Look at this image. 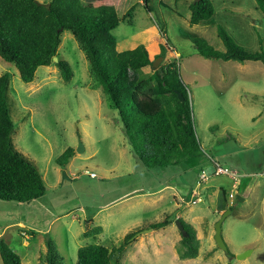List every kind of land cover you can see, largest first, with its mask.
Instances as JSON below:
<instances>
[{
    "label": "rangeland",
    "instance_id": "1",
    "mask_svg": "<svg viewBox=\"0 0 264 264\" xmlns=\"http://www.w3.org/2000/svg\"><path fill=\"white\" fill-rule=\"evenodd\" d=\"M141 1L130 0L134 6L131 22L124 9L125 19L112 31L117 50L146 44L153 55L158 54V44L150 36L163 34L176 53L199 150L174 165L144 167L117 110L68 30L61 35L58 54L71 66L69 81L52 64L38 67L34 80L24 82L15 65L0 57V75H10L7 95L13 144L38 166L46 187L43 196L28 203L0 200V239L20 256L22 264H39L47 235L55 241L64 263L74 264L79 247L91 243L118 246L129 231L139 230L125 247L120 264H226L227 257L214 240L215 223L223 213L216 210L219 188L227 192V207L231 206L222 222V237L233 255L231 264H264V65L205 58L191 42V38L203 37L224 51L217 33L221 25L245 49H264V15L255 0H212L213 16L191 25L189 4L194 0H149L150 12ZM163 62L161 58L156 68ZM150 72L142 69L139 75ZM79 144L82 152L76 150ZM67 147L74 148L73 156L57 164L55 160ZM216 163L227 174L234 173L236 180L214 174ZM202 169L206 181L199 178ZM58 177L62 178L60 185L56 184ZM169 182L179 183L187 194L174 197L164 187ZM238 195L244 200H238ZM69 209L67 217L48 228L56 214ZM166 215L170 216L168 225L143 231ZM178 218L196 231L199 249L195 258H179ZM82 219L93 221L90 228L101 226L102 233L81 235L86 225ZM65 221L71 222L70 227ZM246 250L249 255L238 259Z\"/></svg>",
    "mask_w": 264,
    "mask_h": 264
},
{
    "label": "trees",
    "instance_id": "2",
    "mask_svg": "<svg viewBox=\"0 0 264 264\" xmlns=\"http://www.w3.org/2000/svg\"><path fill=\"white\" fill-rule=\"evenodd\" d=\"M148 2L141 1L150 12ZM255 2L264 15V0ZM133 7L130 0H95L87 4L82 0H48L41 4L36 0H0V57L15 65L24 82L34 80L38 67L52 64L57 66L61 78L69 81L73 71L68 61L59 58L58 47L63 31H70L89 61L91 74L117 110L134 154L144 167L154 169L195 155L199 142L185 87L179 78L176 53L163 34L150 36L158 44V54L153 55L146 44L117 50L112 31L125 19L124 9L131 22ZM189 9L191 25L210 19L215 11L212 0H194ZM217 33L224 51L215 49L203 37L191 38L200 55L224 61H259L264 65V49H245L221 25L217 26ZM54 56L58 57L56 62ZM159 56L164 62L154 68L153 62ZM146 68L151 72L140 76L139 71ZM9 83V73L1 74L0 200L28 203L43 196L46 187L38 166L13 144ZM73 154L74 148L67 147L55 161L65 164ZM223 195L226 201L225 190ZM178 221L181 223L179 258H195L199 249L196 231L183 219ZM169 223L170 216L166 215L149 223L147 228L159 229ZM101 231L100 226H95L86 230L84 236L97 237ZM137 231L127 233L118 246L91 243L79 247L74 264H120L125 247ZM44 241L46 250L39 255V264H65L55 241L47 235ZM0 257L2 264H22L20 256L4 239H0Z\"/></svg>",
    "mask_w": 264,
    "mask_h": 264
},
{
    "label": "crops",
    "instance_id": "3",
    "mask_svg": "<svg viewBox=\"0 0 264 264\" xmlns=\"http://www.w3.org/2000/svg\"><path fill=\"white\" fill-rule=\"evenodd\" d=\"M62 183V178L61 177H58L57 178V181H56V184H61ZM171 183L169 182V184H167V185H165L164 187L166 188V189H171L172 190V195L174 196V197H182V196H184L185 194H187L186 192L185 193H183L182 191H181V189H180V187H179V183L178 184H175L174 182H172V184H174V185H170ZM234 187V186H233ZM164 188V189H165ZM191 188V187H190ZM161 193V192H160ZM215 197H216V200L218 201V205L216 206V210H217V212H223L224 210H226V209H228V207H227V203H226V201H225V198H224V195H223V191H222V189H217L216 191H215ZM180 198H178V199H180ZM60 200H62L63 202H64V200L63 199H60ZM65 203V202H64ZM221 205H220V204ZM112 204H114V203H112ZM112 204H110V205H108V207L107 208H109ZM82 208V207H81ZM82 210H83V208H82ZM71 209H69L66 213H58V214H56L52 219H51V221H50V223H49V227L48 228H50V226H51V224H54V222L55 221H57V220H59L61 217H67L68 216V214H70L71 213ZM84 212V211H83ZM74 219H72V221H73ZM79 222H80V220H78ZM81 221H83L86 225L84 226V227H82L81 228V230H80V232H81V235H83L84 236V232L86 231V230H88V229H91L90 227L92 226V224H93V221L92 220H86V219H82ZM17 224V222H13V223H11V225H16ZM63 224H65V225H68V227H70V224H71V222H63ZM9 226V225H8ZM101 227V226H100ZM101 229H102V227H101ZM29 231L31 230V229H28ZM103 230V229H102ZM129 230V229H128ZM29 231H25V233H28ZM31 232V231H30ZM80 232H79V234H80ZM130 232V231H129ZM101 233H102V231H101ZM100 233V234H101ZM99 234V235H100ZM32 236V235H31ZM85 237V236H84Z\"/></svg>",
    "mask_w": 264,
    "mask_h": 264
},
{
    "label": "water",
    "instance_id": "4",
    "mask_svg": "<svg viewBox=\"0 0 264 264\" xmlns=\"http://www.w3.org/2000/svg\"><path fill=\"white\" fill-rule=\"evenodd\" d=\"M36 2L38 3V4H41V2H39L38 0H36ZM162 57L161 56H159V57H157L156 59H155V61L153 62V67L154 68H156L157 66V64H158V62L160 61V59H161ZM58 60V57L57 56H54L53 57V61H57ZM179 96H180V99H182V96H181V94L179 93ZM77 150V152H82V150H83V146H82V144H79V146H78V148L76 149ZM237 199L238 200H244V197L243 196H240V195H238L237 196ZM230 213V209L228 208V209H226V210H224L223 211V213L220 215V217H219V219L216 221V223H215V233H214V240H215V243H216V246L219 248V249H221L224 253H225V255H226V257H227V263L226 264H231V259L233 258V255L229 252V250H228V248H227V245H226V243H225V241H224V239H223V237H222V222H223V220L226 218V216L228 215ZM177 226L181 229V223L177 220ZM152 229L151 228H147V229H145V230H143L144 232H148V231H151ZM138 234H140L139 232H138ZM137 234V235H138ZM135 237V236H134ZM133 237V238H134ZM249 253H250V251L249 250H246V251H244V252H242V253H240V254H238L237 255V258L238 259H242V258H245V257H247L248 255H249Z\"/></svg>",
    "mask_w": 264,
    "mask_h": 264
},
{
    "label": "built area",
    "instance_id": "5",
    "mask_svg": "<svg viewBox=\"0 0 264 264\" xmlns=\"http://www.w3.org/2000/svg\"><path fill=\"white\" fill-rule=\"evenodd\" d=\"M129 74H131V70H129ZM228 173V170L226 168H223L222 166H220L218 163H216V167H215V170H214V174L218 175V174H227ZM263 174H264V171H263ZM89 175L91 177H96L95 173L94 172H91L89 173ZM227 175H230V177L234 180L235 179V174L234 173H231V174H227ZM199 178L201 179V181H206L208 179L207 175L205 174V171L202 169L201 170V173L199 174ZM197 193V192H196ZM195 193V194H196ZM231 197H233V194H230ZM199 201L198 198L197 199H194L192 200V203H195Z\"/></svg>",
    "mask_w": 264,
    "mask_h": 264
}]
</instances>
